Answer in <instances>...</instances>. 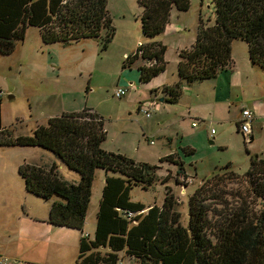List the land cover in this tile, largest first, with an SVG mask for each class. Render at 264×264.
<instances>
[{
	"label": "trees",
	"instance_id": "obj_1",
	"mask_svg": "<svg viewBox=\"0 0 264 264\" xmlns=\"http://www.w3.org/2000/svg\"><path fill=\"white\" fill-rule=\"evenodd\" d=\"M137 3L141 34L148 40L139 43L122 66L142 60L137 71L139 82L145 83L166 66V47L154 37L163 30L171 8L185 11L189 1ZM106 4L107 0H0V54L13 51L27 26L37 27L45 43L98 37L100 49L105 50L114 35ZM211 4L212 23L199 16L193 43L177 52L178 81L162 88L169 100L180 95L183 83L212 78L230 67L235 40L247 45L251 64L264 68V0H211ZM105 133L102 117L90 108L50 116L29 135L14 136L11 130L0 128V147L43 148L78 174L76 181L65 180L55 161L18 166L25 190L49 201L46 222L50 225L80 230L94 171H105L94 233L92 238L81 234L74 264H118L121 253L139 264H264V156L251 155L243 174L226 164L203 178L187 198V221L182 224L167 185L160 205L144 206L130 199L133 186L146 188L159 180V166L102 149ZM158 161L174 164L175 176L186 177L183 162L173 154ZM168 178L165 175L160 182ZM238 178L244 186L241 195L220 184ZM227 195L233 203L227 202Z\"/></svg>",
	"mask_w": 264,
	"mask_h": 264
},
{
	"label": "rangeland",
	"instance_id": "obj_2",
	"mask_svg": "<svg viewBox=\"0 0 264 264\" xmlns=\"http://www.w3.org/2000/svg\"><path fill=\"white\" fill-rule=\"evenodd\" d=\"M188 1L189 7L185 11L171 8L163 30L154 37L165 45L170 62L175 58L177 43L189 46L195 39L199 16L204 22L213 21L211 0ZM106 8L114 35L105 50L100 49L101 40L98 37L67 44L45 43L37 27L27 26L22 40L16 42L13 51L0 54V128L11 130L14 136L29 135L38 124H45L50 116L90 108L103 119L106 133L101 142L102 149L127 157L140 153V161L146 160L144 162L159 166L156 169L159 180L146 188L133 186L129 192L130 199L144 206L160 205L167 185L174 195L181 223L185 224L187 198L194 188L203 178L223 170L226 164L237 174H243L251 155L264 156V131L254 143H249L236 130L233 121L206 124V127L199 125L196 136L184 137L181 142L182 145L189 142L192 151L184 152L178 147L187 178L176 177V166L166 161L159 162L156 157L163 143L154 132L158 127L154 123L159 119L160 112L147 108V102H142L141 106H145L150 113L147 117L141 111L143 107L136 110L133 103L127 106L125 102L127 96L134 101L142 97L140 101L149 94L137 85L136 66L140 59L129 66H122L123 55L132 54L139 43L148 40L140 30V7L137 0H107ZM245 47L243 41L235 40L231 54L240 57L238 55ZM170 72L167 70L168 75ZM118 86H122L126 92L120 98L113 95ZM211 128L215 134L208 137ZM52 161L58 164V171L65 180L78 179L76 172L43 148L19 145L0 147V257L6 258L2 264H21L22 261L23 264H74L79 235L93 236L105 171L101 168L94 171L90 200L81 229L53 226L46 222L49 201L27 192L17 172L18 166L23 163L42 166ZM165 175L169 178L161 183L160 179ZM226 181L220 182L223 189L237 191L240 195L243 193L242 178L236 182ZM224 198L228 203L234 201L231 195ZM23 235L48 237L49 241L37 245L28 242L29 239L21 240ZM118 264L139 262L121 253Z\"/></svg>",
	"mask_w": 264,
	"mask_h": 264
},
{
	"label": "crops",
	"instance_id": "obj_3",
	"mask_svg": "<svg viewBox=\"0 0 264 264\" xmlns=\"http://www.w3.org/2000/svg\"><path fill=\"white\" fill-rule=\"evenodd\" d=\"M193 41L190 42L189 46ZM189 46L177 43L174 53L175 58L171 62L168 60L167 51L165 50V69L148 82L140 83L138 78L137 85L142 86L149 94L140 101L138 100L142 97L134 101L130 96H127L125 101L127 106L133 103L136 110H139L141 105H143L142 102H147V108L160 112V114L158 113L159 119L154 123L158 125L154 132L163 141L159 152L156 153L158 159L168 154H173L174 159L178 157L183 161L178 147L192 149L189 142H186L187 144L185 145H182L181 142L184 140V137L196 136V130L201 124L206 127V124H223L233 121L236 123L237 130V122L242 108L249 109L254 115L248 142L254 143L257 136L264 131V68L250 63L247 45L241 54L238 55L240 57H237V54H231L232 63L230 67L219 71L212 78L189 84L183 83L180 95L175 100H167L169 96L162 91V88L164 86H171L178 81L176 73L177 52ZM123 57L125 58L126 55H123ZM141 63L142 60H140L138 65ZM167 70L171 71L169 75L167 74ZM192 122H196V125L192 126ZM210 130L208 137L211 136ZM213 134H215V131H213ZM243 140L245 141V139ZM178 143L180 146H178ZM173 145H175L174 148H172ZM128 157L135 161H140L141 154H136V156L129 155ZM80 236L81 234L79 238ZM25 239H29L30 241L28 242H34L37 245L49 241L48 237H25L23 235L21 240L25 241ZM21 264H23V261Z\"/></svg>",
	"mask_w": 264,
	"mask_h": 264
},
{
	"label": "built area",
	"instance_id": "obj_4",
	"mask_svg": "<svg viewBox=\"0 0 264 264\" xmlns=\"http://www.w3.org/2000/svg\"><path fill=\"white\" fill-rule=\"evenodd\" d=\"M124 94H125V89L123 87H117L113 91V95L116 98H120ZM142 107L144 109H141V111L144 113V115L147 116V117L150 116V113L148 112L146 107L141 106L140 108H142ZM253 119H254V115L249 109H247V108H242L241 109L240 117H239L238 122H237V127H238V131L247 139H249L250 127H251V122L253 121ZM191 125L195 126L196 122H192ZM213 131L214 130L211 129L210 130V134H213ZM5 259L6 258H0V264L4 263Z\"/></svg>",
	"mask_w": 264,
	"mask_h": 264
},
{
	"label": "water",
	"instance_id": "obj_5",
	"mask_svg": "<svg viewBox=\"0 0 264 264\" xmlns=\"http://www.w3.org/2000/svg\"><path fill=\"white\" fill-rule=\"evenodd\" d=\"M254 156H256V154Z\"/></svg>",
	"mask_w": 264,
	"mask_h": 264
}]
</instances>
